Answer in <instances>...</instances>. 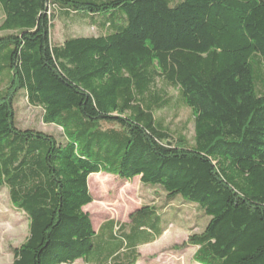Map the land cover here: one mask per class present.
<instances>
[{
	"label": "trees",
	"instance_id": "16d2710c",
	"mask_svg": "<svg viewBox=\"0 0 264 264\" xmlns=\"http://www.w3.org/2000/svg\"><path fill=\"white\" fill-rule=\"evenodd\" d=\"M0 8V190L28 222L10 264H135L166 209L195 264H264V0ZM58 17L98 34L55 42ZM20 99L60 135L19 126ZM177 108L189 138L156 115ZM99 173L152 189L132 234L115 220L93 231L84 207Z\"/></svg>",
	"mask_w": 264,
	"mask_h": 264
},
{
	"label": "rangeland",
	"instance_id": "374dc122",
	"mask_svg": "<svg viewBox=\"0 0 264 264\" xmlns=\"http://www.w3.org/2000/svg\"><path fill=\"white\" fill-rule=\"evenodd\" d=\"M2 17L3 13L0 8V21ZM97 34L94 28L72 23L61 17L54 19L52 23L51 35L55 42H61L65 35L94 36ZM168 92L171 94L176 93L171 88L168 89ZM16 107V118L19 126L35 127L56 137L60 135V128L44 124L41 121L39 107H29L25 99H20ZM156 115L164 118L165 124L169 125L172 132L178 133L181 131L187 138L192 136L193 125L190 122L189 110L185 108L165 109L157 112ZM177 130L178 132H176ZM90 180L89 190L93 195V201L84 207V211L89 213L96 225L108 217L117 221L127 220L129 215L138 207L144 203H149L147 197L152 198L149 195L152 189L142 185L139 178L126 182L117 177L99 173V176H93ZM186 218L187 216L184 220ZM173 223H175V226L178 224V222ZM27 224L26 216L11 206L7 190L3 187L0 190V264L11 263L13 249L19 246L27 235ZM192 232H195V230ZM188 233L189 230L181 227L166 231L159 241L141 249L142 263L195 264L193 261L194 248L184 246ZM74 264L84 263L78 260Z\"/></svg>",
	"mask_w": 264,
	"mask_h": 264
},
{
	"label": "crops",
	"instance_id": "0c3cea01",
	"mask_svg": "<svg viewBox=\"0 0 264 264\" xmlns=\"http://www.w3.org/2000/svg\"><path fill=\"white\" fill-rule=\"evenodd\" d=\"M159 201H160L159 198L156 199V201H155V205L158 204ZM138 209H139V207H138L134 212H136ZM168 210H169V209H166L167 212H164V210H160V211H159V212H160L161 219H160V220H157V221L155 222V225H154V229H155V230L153 229V231H157V230L161 229V230H162L161 234L159 235V237H156V238H154V239H151L150 241H147V242H143V241H142L141 243H139V245L137 246V251H138V254H139V255H140V251H141V249H142L143 247L148 246V245H152V244H154L155 242L159 241V240L162 238L163 234H164L166 231L170 230L171 228H178V227H181L180 225H176V226H175V224L170 223V221H169V219H168V217H167V215H166V214L168 213ZM134 212H132V213L129 215V217L127 218V220L119 221V222H121V223H126V224H127V227L125 228V233H124V235L132 234V231H133V230H132V224H130V216H131ZM187 216H188V215H187ZM91 219H92V218H91ZM108 220H114V219L108 217L107 219L102 220V221H101L99 224H97V225H96L94 219H92V227H93V231L96 233V232L98 231L100 225H101L103 222L108 221ZM115 221H117V220H115ZM166 224H168V225H166ZM181 228H182V227H181ZM187 228L190 229V228H191V225H189ZM182 229H184V228H182ZM189 247L194 248V252H195L196 247H194V246H190V245H189ZM79 261H82L84 264H94V263H91L90 261H83V260H79ZM135 264H143L142 261H141V255H140L138 261H137Z\"/></svg>",
	"mask_w": 264,
	"mask_h": 264
}]
</instances>
